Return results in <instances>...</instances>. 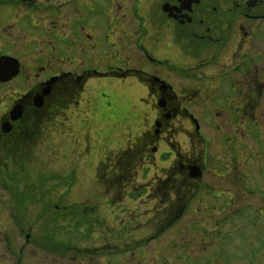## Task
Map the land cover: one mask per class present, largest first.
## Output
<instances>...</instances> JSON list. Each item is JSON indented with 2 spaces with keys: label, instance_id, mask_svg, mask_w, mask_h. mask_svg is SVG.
I'll return each mask as SVG.
<instances>
[{
  "label": "flooded vegetation",
  "instance_id": "obj_1",
  "mask_svg": "<svg viewBox=\"0 0 264 264\" xmlns=\"http://www.w3.org/2000/svg\"><path fill=\"white\" fill-rule=\"evenodd\" d=\"M19 16L37 22L36 35L71 41L79 50H53L59 60L54 66L52 56L28 50L38 37L27 34ZM88 53L112 55L130 67L76 72L78 67L65 57ZM0 58L18 64L17 74L0 82V91H21L0 97V226L8 220L23 237L15 244L8 227L1 244L10 264H31L30 257L33 264H62L61 223L76 219L78 226L84 218L62 211L72 206L53 203L43 188L45 179L27 177L29 156L42 140L44 125L78 104L91 81L129 80L133 92L119 94V101L150 113L149 128L133 150L141 157L159 153L147 145L169 149L158 156H167L169 164L151 186L150 201L164 204L167 216L181 217L193 203L228 198L233 192L218 195L209 188L214 183L205 181L211 173L232 188L239 184L234 145L241 136L230 132L223 138L221 131L253 125L255 108L264 101V0H0ZM110 169L103 187L126 184V177L119 179ZM179 203L184 205L178 212ZM36 205L39 212L32 214ZM30 218L44 220L38 236L28 225L24 235V221ZM157 228L154 222L150 229Z\"/></svg>",
  "mask_w": 264,
  "mask_h": 264
},
{
  "label": "rangeland",
  "instance_id": "obj_2",
  "mask_svg": "<svg viewBox=\"0 0 264 264\" xmlns=\"http://www.w3.org/2000/svg\"><path fill=\"white\" fill-rule=\"evenodd\" d=\"M18 23L25 25L27 34L38 37L31 40L28 50L38 49L47 57L52 56L54 66L59 60L53 50L67 54L72 53L71 47L74 52L78 49L71 41L51 38L44 33L36 35L37 22L32 18L19 16ZM65 57L78 67L76 72H100L107 68L124 71L130 67L112 55L108 58L88 53L83 58L71 54ZM63 64L69 67L65 61ZM118 82L115 79L91 81L78 104L44 125L42 140L29 156L28 179H45L43 188L50 200L59 206H79L82 210L79 216L86 220L78 227L76 219L61 223L62 231L58 230L63 245L62 264H264V101L255 108L253 125L237 132L233 126L222 128L223 138L230 132L241 136L234 145L238 171L235 180L239 184L232 188L211 173L205 183L213 182L215 188H209L218 195H225L226 190L233 193L227 192L228 198L216 202L193 203L183 216L170 217L166 215L164 204L150 201L147 196L169 164L165 162L167 156L158 157L169 150L161 143L146 146L145 149L159 148V153L153 156L148 151L137 157L135 170L119 178L126 177V184L119 181L114 187L111 185L110 190L103 187L105 170L112 167L110 171L116 172L114 156L134 148L139 135L150 125L149 109L119 101V94L133 92L131 81ZM10 93L18 95L21 91H0V97ZM142 95L139 93L137 97ZM182 139L175 141L181 142L183 147ZM138 194L143 196L140 200H130ZM182 205L175 204L174 210L179 212ZM31 212L37 214L39 205L31 208ZM152 215L155 221L151 220ZM34 220L24 221V235L29 226L32 236L36 231L38 236V228L44 220L41 223ZM1 221L0 264H10V256L2 245L5 237L2 231L10 227L8 233L12 234L15 244L22 243L23 237H19L17 225ZM154 222L156 230L150 229ZM75 228L79 232L74 231ZM33 262L34 258L30 257L29 263Z\"/></svg>",
  "mask_w": 264,
  "mask_h": 264
},
{
  "label": "trees",
  "instance_id": "obj_3",
  "mask_svg": "<svg viewBox=\"0 0 264 264\" xmlns=\"http://www.w3.org/2000/svg\"><path fill=\"white\" fill-rule=\"evenodd\" d=\"M134 148H127L126 150H123L121 152H119L117 155H115L114 157V161H113V166L114 169L116 170L115 175H117V178H123V175L125 176L127 173H129L130 171L132 172L134 169V167L136 166V162H137V152L135 150H133ZM79 206H72L69 209H63L62 211H72L75 213H79L82 214V210H80ZM80 217V216H79ZM81 219H83L82 217H80ZM72 221H75L74 219ZM82 222H85V220H82ZM78 227V226H76Z\"/></svg>",
  "mask_w": 264,
  "mask_h": 264
},
{
  "label": "water",
  "instance_id": "obj_4",
  "mask_svg": "<svg viewBox=\"0 0 264 264\" xmlns=\"http://www.w3.org/2000/svg\"><path fill=\"white\" fill-rule=\"evenodd\" d=\"M18 64L15 60L9 58H0V82H5L17 74ZM36 106L40 107V99H36ZM18 116V110L13 112Z\"/></svg>",
  "mask_w": 264,
  "mask_h": 264
}]
</instances>
